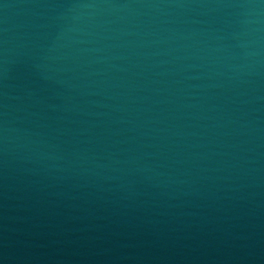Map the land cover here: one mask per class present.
<instances>
[{
  "label": "water",
  "instance_id": "1",
  "mask_svg": "<svg viewBox=\"0 0 264 264\" xmlns=\"http://www.w3.org/2000/svg\"><path fill=\"white\" fill-rule=\"evenodd\" d=\"M0 264H264V0H0Z\"/></svg>",
  "mask_w": 264,
  "mask_h": 264
}]
</instances>
